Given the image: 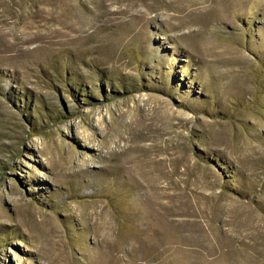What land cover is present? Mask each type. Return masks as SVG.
Wrapping results in <instances>:
<instances>
[{
    "label": "rangeland",
    "instance_id": "374dc122",
    "mask_svg": "<svg viewBox=\"0 0 264 264\" xmlns=\"http://www.w3.org/2000/svg\"><path fill=\"white\" fill-rule=\"evenodd\" d=\"M0 264H264V0H0Z\"/></svg>",
    "mask_w": 264,
    "mask_h": 264
}]
</instances>
